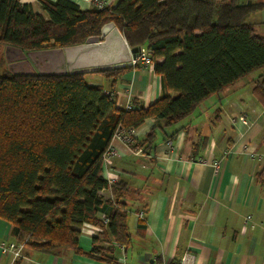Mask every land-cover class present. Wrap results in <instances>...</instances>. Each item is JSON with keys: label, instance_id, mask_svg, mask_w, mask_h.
Masks as SVG:
<instances>
[{"label": "trees", "instance_id": "trees-1", "mask_svg": "<svg viewBox=\"0 0 264 264\" xmlns=\"http://www.w3.org/2000/svg\"><path fill=\"white\" fill-rule=\"evenodd\" d=\"M38 2L44 14L27 2L0 0V47L26 52L76 45L112 22L131 51L147 49L161 95L145 107H118L113 90L130 67L96 72L107 90L90 84L85 74L21 75L0 67V218L11 223L12 241L33 251L48 255L70 248L120 264L118 245L132 242L125 199L131 191L124 180L109 185L102 174V156L115 131L136 129L147 118L161 120L159 127L179 124L208 97L264 67V35L246 21L262 4L118 0L114 6L82 9L70 0ZM252 90L264 107V72ZM155 129L130 148L146 153ZM255 182L264 185V164ZM103 189H110L111 200L102 199ZM84 223L100 228L88 252L78 244ZM145 227L140 218L137 232Z\"/></svg>", "mask_w": 264, "mask_h": 264}, {"label": "crops", "instance_id": "crops-1", "mask_svg": "<svg viewBox=\"0 0 264 264\" xmlns=\"http://www.w3.org/2000/svg\"><path fill=\"white\" fill-rule=\"evenodd\" d=\"M70 1L82 9L91 7L84 0ZM105 1L114 6L118 0ZM243 1L262 4L247 18L264 35L260 27L264 17L251 16L264 15V0ZM20 2L44 14L38 0ZM129 67L113 90L117 106L145 107L158 99L161 80L153 66ZM85 78L108 88L96 73ZM245 79L208 97L179 124L159 127L161 120L145 119L136 128L135 142L156 126L154 144L146 153L136 154L114 140L119 152L112 159L114 170L131 191L125 199L132 242L126 248L117 247L118 262L123 256L126 264H170L189 253L194 264H264V185L255 182L264 164V107ZM175 95L170 92L171 97ZM240 114L248 116L249 125L234 123ZM100 196L112 199L110 189L101 190ZM249 214L252 226H244ZM140 218L146 227L137 232ZM11 229V223L0 218V243L12 241ZM99 231L98 226L84 223L79 228V247L90 251ZM0 264L107 263L70 248L45 255L24 247L22 256L14 260L0 251Z\"/></svg>", "mask_w": 264, "mask_h": 264}, {"label": "water", "instance_id": "water-1", "mask_svg": "<svg viewBox=\"0 0 264 264\" xmlns=\"http://www.w3.org/2000/svg\"><path fill=\"white\" fill-rule=\"evenodd\" d=\"M131 53L133 51L124 36L112 22L104 24L99 35L88 37L76 45L26 52L8 45L3 49L6 66L11 73L44 76L88 74L129 67Z\"/></svg>", "mask_w": 264, "mask_h": 264}, {"label": "built area", "instance_id": "built-area-1", "mask_svg": "<svg viewBox=\"0 0 264 264\" xmlns=\"http://www.w3.org/2000/svg\"><path fill=\"white\" fill-rule=\"evenodd\" d=\"M84 1L87 4H89L91 7H95L97 9H101L108 6L105 0H84ZM130 66L134 68L153 66V61L150 57V54L144 46L140 47L136 52L131 53ZM131 107H132L131 104H127L124 108L129 109ZM234 123L243 124L247 126L250 124V119L248 118V116L244 114H240L235 118ZM135 137H136L135 128H129V129L119 128L115 131L108 148L105 150L102 156V174L104 178L107 180L109 185L113 184L118 179V175L114 170V165L112 161L113 157L119 154L116 146L114 145V140H118L122 144L130 148V146L134 143ZM132 150L136 154L142 153L141 148H135ZM139 215L140 217H142V213H139ZM101 219L103 220L104 223H107L108 219L104 214H101ZM251 221H252V216L250 214L246 215L243 219V225L252 226ZM118 246H120L121 249L123 248V246L121 245ZM23 248H24V242L9 241V242L0 243V251L5 254L6 253L10 254L13 260L22 256ZM119 263L126 264L123 256L119 258ZM150 264H169V263L152 262ZM174 264H194V257L189 253H184L180 257V259Z\"/></svg>", "mask_w": 264, "mask_h": 264}, {"label": "rangeland", "instance_id": "rangeland-1", "mask_svg": "<svg viewBox=\"0 0 264 264\" xmlns=\"http://www.w3.org/2000/svg\"><path fill=\"white\" fill-rule=\"evenodd\" d=\"M251 16H252V18L257 17V19H261L262 17H264V15L260 16L258 13L255 16H253V15H251ZM248 20L249 19L247 18L246 21H248ZM261 25H260L261 31L264 34V24H261ZM3 49L4 48L0 47V67L1 68L6 66V62H5L4 55H3ZM263 72H264V67H262L259 70H256V71L250 73L249 75H247L245 80L250 81L248 86L252 87L253 83L259 78V75Z\"/></svg>", "mask_w": 264, "mask_h": 264}]
</instances>
